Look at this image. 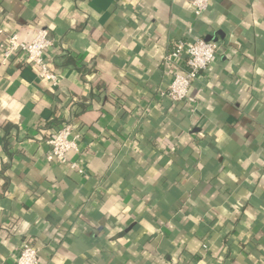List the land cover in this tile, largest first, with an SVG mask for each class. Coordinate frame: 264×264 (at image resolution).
<instances>
[{
    "label": "crops",
    "instance_id": "1",
    "mask_svg": "<svg viewBox=\"0 0 264 264\" xmlns=\"http://www.w3.org/2000/svg\"><path fill=\"white\" fill-rule=\"evenodd\" d=\"M192 1L0 0V264L24 244L41 264H264V0ZM40 30L58 86L5 62ZM196 37L217 61L161 100L166 55ZM69 122L83 175L47 160Z\"/></svg>",
    "mask_w": 264,
    "mask_h": 264
},
{
    "label": "built area",
    "instance_id": "2",
    "mask_svg": "<svg viewBox=\"0 0 264 264\" xmlns=\"http://www.w3.org/2000/svg\"><path fill=\"white\" fill-rule=\"evenodd\" d=\"M213 0H193L195 16L205 14ZM54 46L53 40L47 30L37 32L35 39L29 43L20 42L17 36H12L4 45L5 62L9 64L14 59L20 60V64L37 68L42 80L59 85L58 76L51 70L46 53ZM223 46L220 42L196 37L189 40H178L173 49L166 55L165 64L170 67L171 80L167 87L159 90L161 100L181 104L190 100V92L199 77L206 73L217 61ZM182 64L186 70L182 69ZM192 101V100H191ZM194 113V110L192 111ZM81 137L76 133L72 122L63 125L57 135L48 140L50 147L47 160L58 165H67L80 175L85 174L83 168L76 162L68 160L70 152L79 153V141ZM16 264H41L39 251L32 245L24 244L19 251Z\"/></svg>",
    "mask_w": 264,
    "mask_h": 264
},
{
    "label": "trees",
    "instance_id": "3",
    "mask_svg": "<svg viewBox=\"0 0 264 264\" xmlns=\"http://www.w3.org/2000/svg\"><path fill=\"white\" fill-rule=\"evenodd\" d=\"M66 63H71L70 61H67ZM70 65V64H69ZM90 101L88 100L87 102H80V103H70L69 105L71 106H75L74 110H73V119H77L78 117H80L82 114L86 113L88 110H90V108L92 107L91 104L89 103ZM74 123V122H72ZM64 125V124H63ZM74 125V124H73ZM14 128V126H6L4 128L5 134L7 135V138L10 137V134L12 133V129Z\"/></svg>",
    "mask_w": 264,
    "mask_h": 264
}]
</instances>
